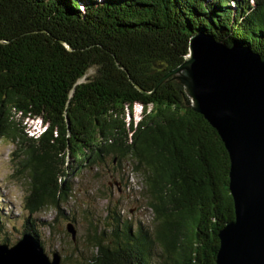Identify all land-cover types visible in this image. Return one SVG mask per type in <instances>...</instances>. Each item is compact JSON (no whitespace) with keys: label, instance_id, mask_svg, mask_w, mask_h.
I'll use <instances>...</instances> for the list:
<instances>
[{"label":"trees","instance_id":"16d2710c","mask_svg":"<svg viewBox=\"0 0 264 264\" xmlns=\"http://www.w3.org/2000/svg\"><path fill=\"white\" fill-rule=\"evenodd\" d=\"M200 34L264 60V0H0V137L25 155L26 210L59 209L72 176L130 160L153 215L135 225L110 208L76 264H218L229 153L180 82L158 86Z\"/></svg>","mask_w":264,"mask_h":264},{"label":"water","instance_id":"95a60500","mask_svg":"<svg viewBox=\"0 0 264 264\" xmlns=\"http://www.w3.org/2000/svg\"><path fill=\"white\" fill-rule=\"evenodd\" d=\"M175 79L193 109L217 130L229 153L235 219L220 232L218 264H264V60L248 48L227 47L213 37L191 40L185 62L158 86ZM67 231L77 240V229ZM0 264H62L32 235L12 247L0 244Z\"/></svg>","mask_w":264,"mask_h":264},{"label":"rangeland","instance_id":"374dc122","mask_svg":"<svg viewBox=\"0 0 264 264\" xmlns=\"http://www.w3.org/2000/svg\"><path fill=\"white\" fill-rule=\"evenodd\" d=\"M96 72L95 68L91 69L81 82L94 77ZM17 121L30 131L39 129L37 120L17 117ZM19 149L15 140L0 137V211L5 216L0 244L6 241L10 247L14 246L23 237L29 219L32 225L28 228L38 233L50 259L58 252L62 264H76L77 259L86 263L96 251L88 242L96 235L95 229L99 234L107 229L105 220L110 208L135 225L138 221L151 224L152 212L140 194L142 178L132 171L130 160L123 163L118 173L112 166L84 169L72 176V193L60 203L59 209L50 206L31 215L25 208L30 190L29 172L23 168L25 155ZM69 223L76 226V242L67 231Z\"/></svg>","mask_w":264,"mask_h":264}]
</instances>
